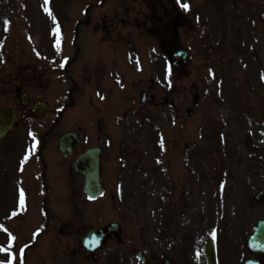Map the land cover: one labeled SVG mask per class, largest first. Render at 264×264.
<instances>
[{
  "label": "rangeland",
  "instance_id": "rangeland-1",
  "mask_svg": "<svg viewBox=\"0 0 264 264\" xmlns=\"http://www.w3.org/2000/svg\"><path fill=\"white\" fill-rule=\"evenodd\" d=\"M88 1L106 2L96 17L110 12V0L0 3L5 74L18 57L31 55L28 49L20 51L21 43L36 40L40 49L47 37L61 33L67 13L69 23L85 18ZM157 1L168 8L166 14L174 19L181 14L184 20L183 29L172 37L166 34L165 47L182 48L189 58L173 77L145 66L146 74H140H145L144 84L155 78L164 83L161 89L150 84L148 105L139 103L142 90H132L133 113L124 120L132 160L119 169L125 185L116 187L127 193L126 212L119 214L123 243L119 237L109 239L88 256L81 247L88 230L66 228L45 240L44 254L35 251L31 264H140L135 253L143 251L153 264H207L209 241L219 250L218 264H243L253 257L246 243L256 220L264 218V210L251 200L264 186V0ZM29 45L35 53L36 42ZM166 51L157 55L164 56L161 63L167 61ZM117 202L113 205L119 207ZM102 215L97 208L89 219H78L86 220V226H104Z\"/></svg>",
  "mask_w": 264,
  "mask_h": 264
},
{
  "label": "flooded vegetation",
  "instance_id": "flooded-vegetation-1",
  "mask_svg": "<svg viewBox=\"0 0 264 264\" xmlns=\"http://www.w3.org/2000/svg\"><path fill=\"white\" fill-rule=\"evenodd\" d=\"M86 5L88 15L77 19L73 35L63 20L61 34L46 42L44 56L18 60L9 82L0 67V112L7 109L15 116L0 140L4 264H31L40 240L45 245L54 231H63L68 212L83 218L99 201L112 208L117 199H125L127 193L116 190L121 165L115 162L127 158L124 120L132 115V90L164 87L156 78L143 82L145 66L164 74V57L157 59V54L170 19L166 23L162 4L118 1L110 3L111 13L103 18L96 17V3ZM89 151L96 152L103 189L94 202L84 194V178L75 170L77 160ZM69 228L79 231L86 224L76 219Z\"/></svg>",
  "mask_w": 264,
  "mask_h": 264
},
{
  "label": "water",
  "instance_id": "water-1",
  "mask_svg": "<svg viewBox=\"0 0 264 264\" xmlns=\"http://www.w3.org/2000/svg\"><path fill=\"white\" fill-rule=\"evenodd\" d=\"M3 1H5V0H3ZM179 55H181V54H179ZM184 59H185V55L184 54H182L180 57L175 56L174 64L175 65H180V64H182V62L184 61ZM4 126L5 125H2L0 127V137L3 135V133L6 130ZM78 169H79V167H78ZM80 171L83 172L84 169L82 168V169H80ZM87 177L88 178H87V181L85 183V193L89 197L92 198V197L95 196L96 193H98V189H99V183L98 182L99 181H98V178H97V175L96 174L88 173V176ZM114 229H115V227H114ZM255 235L257 237H259L260 242H264V225L263 224H262V226H260L256 230V234ZM99 239H100V237H97L96 235H94V233L88 234V236L83 241L86 250L92 251L91 249H93V248H90V247H92L93 245L95 246V243ZM207 259H208V263L209 264H215V261H214V252H213V247H212L211 244L208 246V249H207Z\"/></svg>",
  "mask_w": 264,
  "mask_h": 264
},
{
  "label": "snow or ice",
  "instance_id": "snow-or-ice-1",
  "mask_svg": "<svg viewBox=\"0 0 264 264\" xmlns=\"http://www.w3.org/2000/svg\"><path fill=\"white\" fill-rule=\"evenodd\" d=\"M185 9H187L189 6L187 4L182 5Z\"/></svg>",
  "mask_w": 264,
  "mask_h": 264
},
{
  "label": "bare ground",
  "instance_id": "bare-ground-1",
  "mask_svg": "<svg viewBox=\"0 0 264 264\" xmlns=\"http://www.w3.org/2000/svg\"><path fill=\"white\" fill-rule=\"evenodd\" d=\"M190 215H192V214H190ZM190 215H189V214H187V218H189V217H190Z\"/></svg>",
  "mask_w": 264,
  "mask_h": 264
}]
</instances>
